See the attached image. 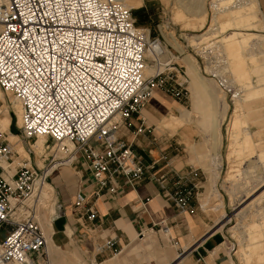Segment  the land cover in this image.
<instances>
[{"label":"built area","instance_id":"obj_1","mask_svg":"<svg viewBox=\"0 0 264 264\" xmlns=\"http://www.w3.org/2000/svg\"><path fill=\"white\" fill-rule=\"evenodd\" d=\"M154 44L157 39L135 23L132 8L121 0H0V89L19 105L22 136H44L45 148L47 139L53 144L48 150L69 142L98 190L109 186L114 192V180L131 186L142 179L146 168L118 129L130 125L154 88L167 90L159 73H142L145 51ZM212 48L200 51L205 63L224 64ZM210 69L217 89L237 96L226 76ZM141 125L136 131L145 129ZM12 148L0 127V264H33L45 237L28 198L47 182L53 169H45L52 163L35 170L23 159L8 174ZM169 176L176 178L171 191L164 175H146L178 212H192L194 172ZM85 203L77 191L74 206Z\"/></svg>","mask_w":264,"mask_h":264},{"label":"rangeland","instance_id":"obj_2","mask_svg":"<svg viewBox=\"0 0 264 264\" xmlns=\"http://www.w3.org/2000/svg\"><path fill=\"white\" fill-rule=\"evenodd\" d=\"M123 4L132 8L135 23L148 29L149 38L157 39L158 44L146 52L143 75L159 73L164 77L167 90L159 89L175 100L177 107L170 110L169 115H178L181 107L188 109V121L180 128H167L166 135L173 143L172 154H177L176 165L181 160L190 165L188 170L195 174L192 182L196 186L192 188L191 199L204 217V228L213 225L218 217L212 229L223 234L229 264H264V24L260 11L261 26L255 16V10H259L255 7L256 1L233 0L227 21L219 17L223 6H217L213 0H123ZM229 32L237 34L226 38ZM229 41L238 44L233 43L229 48ZM211 46L213 54L218 53L224 64L213 63L209 67L205 63L200 51ZM210 68L226 76L237 96L224 95L217 89L209 75ZM200 76L203 79H199ZM254 90L256 92L251 94ZM0 95V110L7 112L10 118L5 137L14 151L5 168L10 170L7 173L23 159L35 170L45 168L49 162L60 161L63 152L57 151L58 145L48 150L53 146L49 139L45 148L44 136H22L17 101L2 89ZM213 113L218 116L217 124L212 121ZM141 120L140 117L138 125ZM235 120L239 124H235ZM130 122L126 128H131L133 134L141 132L136 131L138 125L134 126L131 119ZM141 127L145 128L143 124ZM180 132H186L194 147L183 141ZM10 133L16 137L14 143L10 141ZM39 136L42 142L38 141ZM68 146L74 157L50 170L60 166L72 169L74 163L84 161L75 147L70 143ZM212 155L216 159L210 165ZM1 165L5 167L6 163ZM39 190L40 193L37 191L28 200L35 206L34 217L45 233L47 248L45 251L43 247L33 264H97L74 237H69L68 228H64L62 234L54 231L52 222L59 204L57 193L54 188L51 191L47 182ZM215 206L219 207V212L215 211ZM43 225L52 233L48 235ZM110 243V240L105 241L103 247L112 248L113 243ZM189 252L194 253L193 264L211 262L203 261L205 253L196 246Z\"/></svg>","mask_w":264,"mask_h":264},{"label":"crops","instance_id":"obj_3","mask_svg":"<svg viewBox=\"0 0 264 264\" xmlns=\"http://www.w3.org/2000/svg\"><path fill=\"white\" fill-rule=\"evenodd\" d=\"M254 1L264 24V0ZM174 101L156 89L140 111L131 117L134 126L138 125L141 117L145 129L133 134L131 128L119 127L118 136L146 167L142 179L131 186L114 180V192L108 189L109 186L98 190L84 161L74 163L72 169L64 166L53 169L47 177L51 191L54 188L57 193V207L61 212L52 222L54 231L62 234V230L68 228L69 237H74L83 250L97 260V264H193L194 253H188V250L195 246L205 253L204 262L229 264L223 234L217 232L218 229H212L218 217L213 225L205 229L204 217L196 210L194 199L190 201L192 212H178L162 194L158 184L146 177L149 172L164 175L166 189L171 191L172 182L176 179L169 176L171 172L179 177L191 176L192 170H188L190 165L181 160L176 165L177 154H172L173 143L166 135L167 128L174 130L188 121V109L185 107L178 108V115L168 114L172 109L177 110ZM180 133L183 141L194 147L186 132ZM214 159L216 157L212 155L210 165ZM77 191L86 196V203L78 208L74 206ZM204 205L201 204V207ZM214 209L216 212L220 210L218 206ZM209 210L213 212V209ZM90 212L92 217L87 218ZM162 226L167 230L162 231ZM45 227L48 235L51 234L52 230ZM107 240L113 243L112 248L103 247ZM195 264L203 262L195 261Z\"/></svg>","mask_w":264,"mask_h":264},{"label":"bare ground","instance_id":"obj_4","mask_svg":"<svg viewBox=\"0 0 264 264\" xmlns=\"http://www.w3.org/2000/svg\"><path fill=\"white\" fill-rule=\"evenodd\" d=\"M122 2H123V0H121ZM212 1V0H211ZM233 2V0H213V3H215L217 6H223V9L221 10V14L219 15V17H221V18H226L225 19V21H227L228 20V16L230 15V13H229V11L231 12V10H229V7H231L230 6V4ZM255 3V2H254ZM127 7H130V6H127ZM256 7V6H255ZM220 11V10H219ZM255 16L257 17V19H258V21H259V25L261 26V24H260V19H259V16H258V9H256L255 10ZM237 33L236 32H229L225 37L226 38H231V37H233L234 35H236ZM233 43H237L238 44V42H236V41H229V48H231L232 46V44ZM151 47H149V48H147V50L145 51V55H146V52L150 49ZM191 69H192V71H194L195 69L194 68H192L191 67ZM143 70H144V68H143ZM196 74V73H195ZM197 75H198V73H197ZM197 75H196V77H197ZM199 76V75H198ZM199 79H203V77H201L200 76V78ZM201 81V80H200ZM202 81H204V80H202ZM228 81V80H227ZM202 83V82H201ZM204 84V83H203ZM204 85H206V84H204ZM204 85H202L203 87H204ZM206 87V86H205ZM207 88V87H206ZM233 89H234V87H233ZM235 90H233V92H234ZM256 92V90H254V91H251V94H254ZM0 99H1V95H0ZM9 120H10V118H9V115L7 114V112H5L3 109L2 110H0V127L3 129V130H6L8 127V123H9ZM212 121H214V123H216L217 124V122H218V116H217V114L215 115V113H213V120ZM234 123L236 124H239V121L238 120H235L234 121ZM9 136H10V141L11 142H13L14 143V139H16V137H15V135L13 134V133H10L9 134ZM42 140H43V138H42V136H39V142H42ZM17 143V142H16ZM19 143V142H18ZM68 143L69 142H64V145H65V148H61V146H57L56 147V149H57V151H59L60 153H62L63 152V155H62V157H60L59 158V160L60 161H57V162H55L54 164L52 163L49 167H47L46 169H45V172H48L49 170H50V168L52 167H54L57 163H59V162H63V163H67L68 161H70L71 159H72V157H73V154H72V152L71 153H69L68 151H70V147L68 146ZM14 148L16 149V151L18 152V149L14 146ZM20 150V149H19ZM68 152V153H67ZM23 155V154H22ZM24 156H26V154H24ZM23 156V157H24ZM215 163V162H214ZM38 192L40 193V190H38ZM41 226V225H40ZM43 228L44 229H46V227L45 226H43ZM46 231H47V229H46ZM43 234H45L44 233V231H43ZM47 243H46V236H45V242H44V247H45V251H46V248H47V245H46Z\"/></svg>","mask_w":264,"mask_h":264},{"label":"water","instance_id":"obj_5","mask_svg":"<svg viewBox=\"0 0 264 264\" xmlns=\"http://www.w3.org/2000/svg\"><path fill=\"white\" fill-rule=\"evenodd\" d=\"M57 211H58V215H56V218L59 217V215L61 214L60 210H59V207H57Z\"/></svg>","mask_w":264,"mask_h":264}]
</instances>
